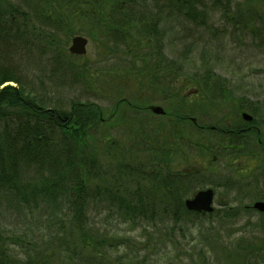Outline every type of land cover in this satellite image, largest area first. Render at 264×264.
I'll use <instances>...</instances> for the list:
<instances>
[{
  "label": "rangeland",
  "instance_id": "1",
  "mask_svg": "<svg viewBox=\"0 0 264 264\" xmlns=\"http://www.w3.org/2000/svg\"><path fill=\"white\" fill-rule=\"evenodd\" d=\"M12 1L24 7L23 0ZM143 1L135 0V6L139 8ZM168 1L143 3L159 16L160 33L150 36L149 45L141 35H125V40L118 41L112 35H99L93 19L73 15L68 20L66 51L71 38L81 35L87 39L84 55L54 62L49 61L52 51L31 52L29 58L11 52L1 55L0 65L7 59L21 82L48 107L68 109L69 101L78 99L96 103L105 118L114 113L93 130L90 145L96 164L89 168L88 191L123 186L121 181L128 176V171L121 170L124 163H144V170H150L151 160H164L161 150L167 151L169 161L161 167L163 172H204L207 184L200 187L214 190V207L222 210L202 218L200 224L193 221L195 227L187 229L186 217L179 224L164 226L159 219L152 223L128 216L96 195L82 203L83 215L75 221L66 198L28 208L10 195L1 196L0 244L13 259L25 261L39 253L43 264H116L119 258L127 264H264V217L250 208L264 198V162L259 155L218 156L216 151L223 147L220 134L198 135L170 117L185 96L184 103L193 113L190 118L212 130L215 126L249 127L241 118L239 100L245 97L264 108V0H198L203 25L171 11ZM32 2L26 6L31 10L39 1ZM108 6L104 4V9ZM31 15L35 21V14ZM154 45L175 62L172 75L159 70L161 56ZM149 52L151 57L145 55ZM133 53L139 58L134 59ZM206 68L225 80L218 95L212 94L214 87L208 89L211 93L204 89L196 94L198 85L190 77ZM120 100L130 106L117 105ZM152 105L165 114L151 113L147 108ZM134 172L135 180H140L138 171ZM135 180L129 181L128 189ZM141 183L150 184L148 179ZM227 206L235 213L224 216Z\"/></svg>",
  "mask_w": 264,
  "mask_h": 264
},
{
  "label": "trees",
  "instance_id": "2",
  "mask_svg": "<svg viewBox=\"0 0 264 264\" xmlns=\"http://www.w3.org/2000/svg\"><path fill=\"white\" fill-rule=\"evenodd\" d=\"M38 1L37 6L31 10L26 6L27 3H33L32 0H23L24 7L12 0H0V59L2 54L6 53L8 56L11 52L22 53L29 58L31 52L52 51L49 61L54 62H60L64 57H73L65 47L70 35L68 20L73 15L93 19L98 26L99 35H112L117 41L125 40V35H141L149 45L152 42L150 36L155 37L160 33L159 16L144 7L146 0L139 4V8L135 6V0H35ZM108 3V8L104 9V4ZM85 4L87 7L83 10L78 8ZM197 4L198 0L168 1L171 11L203 25V13ZM63 10L69 14H65ZM31 14H35V21L31 20ZM58 35H64L65 38H58ZM153 48L161 56L159 70L172 75L176 69L175 62L165 57L158 45ZM152 49L149 48V51ZM145 55L151 57L153 54L149 52ZM132 57L139 58L134 53ZM3 62L5 64L0 65V197L10 195L28 208H38L45 201L54 204L59 197L63 200L66 198L68 207L74 212L75 221L83 215L82 203L84 205L86 199L96 195V198L115 205L128 216L141 217L152 223L159 219L164 226L170 222L179 224L186 217L189 221L185 222H188L187 229L195 227V222H203L202 218L209 219L222 210L215 208L210 213L186 210V195L206 185L207 175L202 171L180 174L163 172L161 167L169 161L165 160L167 151L161 150L159 152L163 154L165 161L151 160L150 170H144V163H124L121 170L122 173L128 171V176L125 177L127 181H121L123 186L114 190L111 187L97 186L96 192L88 191L86 182L90 178L89 168L96 164L90 140L99 125L107 122L114 113L105 118L96 103L78 99L70 100L68 109L48 107L21 82L18 71L9 66L7 59ZM71 64L69 62L68 65ZM70 72L74 74V70ZM190 78L198 85L196 94H203L204 89L211 93L208 89L214 87L212 94L216 92L214 95H218L225 83L224 79L209 68ZM181 97L183 98L178 102L181 108L170 113L173 123L180 124L184 129L190 127L198 135L203 132L220 134L223 137L220 142L223 147L216 151L218 156L255 158L259 155L260 161L264 162V139L261 131L264 128V108L257 101L251 102L245 97L239 100L240 110L247 111L252 116V120L246 122L249 127L243 129L231 126L226 129L215 126L212 130L202 122H191L192 109H188L190 106L184 103L185 96ZM122 102L120 100L117 105L130 106ZM177 133L180 134L179 130ZM199 147L202 148V145ZM216 152L212 155L216 156ZM134 171H138L140 180H135ZM143 179H148L150 184L142 185ZM131 180H135V186L128 189L126 185ZM208 183L218 186L213 181ZM155 189H161L159 193L162 194L156 195ZM223 212L227 216V213L233 214L235 210L227 206ZM166 238L170 241V237ZM39 255L36 253L25 261L13 259L0 244V264H43L38 259ZM116 263H122V260L119 258Z\"/></svg>",
  "mask_w": 264,
  "mask_h": 264
},
{
  "label": "water",
  "instance_id": "3",
  "mask_svg": "<svg viewBox=\"0 0 264 264\" xmlns=\"http://www.w3.org/2000/svg\"><path fill=\"white\" fill-rule=\"evenodd\" d=\"M87 39L81 35H75L70 40V45L68 47V52L73 55H84L86 53ZM148 109L156 115L164 114L165 111L160 106H149ZM241 118L245 121H251L252 116L246 112L241 113ZM194 123L195 118H191ZM213 128V127H211ZM214 191L212 188H204L197 190L192 194L191 197L184 200V206L188 211L208 213L212 212ZM252 208L259 211L264 215V201H255ZM126 264V263H117Z\"/></svg>",
  "mask_w": 264,
  "mask_h": 264
},
{
  "label": "flooded vegetation",
  "instance_id": "4",
  "mask_svg": "<svg viewBox=\"0 0 264 264\" xmlns=\"http://www.w3.org/2000/svg\"><path fill=\"white\" fill-rule=\"evenodd\" d=\"M195 123V122H194ZM262 201H264V200H262ZM250 208L252 209V210H255V209H253L251 206H250ZM257 211V210H256ZM258 213H260L259 211H257ZM261 214V216H263L264 217V215L262 214V213H260Z\"/></svg>",
  "mask_w": 264,
  "mask_h": 264
}]
</instances>
